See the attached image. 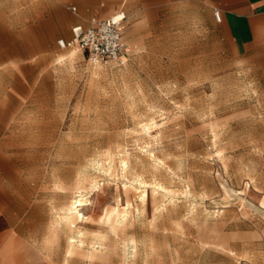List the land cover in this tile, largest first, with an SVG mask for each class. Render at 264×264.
<instances>
[{"label":"rangeland","instance_id":"374dc122","mask_svg":"<svg viewBox=\"0 0 264 264\" xmlns=\"http://www.w3.org/2000/svg\"><path fill=\"white\" fill-rule=\"evenodd\" d=\"M126 3L0 0V211L54 264H264V62L200 2L125 67L59 46Z\"/></svg>","mask_w":264,"mask_h":264},{"label":"crops","instance_id":"0c3cea01","mask_svg":"<svg viewBox=\"0 0 264 264\" xmlns=\"http://www.w3.org/2000/svg\"><path fill=\"white\" fill-rule=\"evenodd\" d=\"M199 2L205 7L211 27L224 33L229 42L241 51L242 62H264V0H127L126 10L116 11L115 14L124 12L126 23L130 20L132 25L133 21L142 23L151 37L154 36V23L161 19L160 15L172 13L174 7H197ZM112 9L115 5H110L105 14ZM216 12L222 15L220 23L215 19ZM143 37L146 35L143 34ZM151 44L143 42V45ZM19 217L18 214L7 215L4 210L0 211V264H54L32 244H23L28 242V237L22 234V225L17 228L12 226L11 218Z\"/></svg>","mask_w":264,"mask_h":264},{"label":"built area","instance_id":"2783aa9c","mask_svg":"<svg viewBox=\"0 0 264 264\" xmlns=\"http://www.w3.org/2000/svg\"><path fill=\"white\" fill-rule=\"evenodd\" d=\"M76 12V8H73ZM218 23L222 20L219 12L214 14ZM127 15L119 12L112 17L94 23L91 27L76 25L72 28V37L61 41V48L80 52L89 62L116 63L125 67L129 63V49L124 35Z\"/></svg>","mask_w":264,"mask_h":264},{"label":"bare ground","instance_id":"6f19581e","mask_svg":"<svg viewBox=\"0 0 264 264\" xmlns=\"http://www.w3.org/2000/svg\"><path fill=\"white\" fill-rule=\"evenodd\" d=\"M84 204H86V203H84V199H83L82 195L80 194L75 199V201L68 207L67 211L65 212L66 219H68V220H78L79 222L83 221L84 220V215L81 213V207H83ZM115 219H117V218H115Z\"/></svg>","mask_w":264,"mask_h":264}]
</instances>
